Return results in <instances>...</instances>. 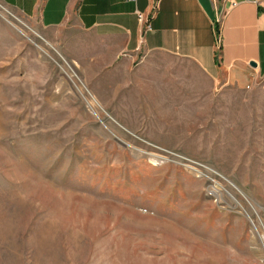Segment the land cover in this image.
<instances>
[{
    "label": "rangeland",
    "instance_id": "rangeland-1",
    "mask_svg": "<svg viewBox=\"0 0 264 264\" xmlns=\"http://www.w3.org/2000/svg\"><path fill=\"white\" fill-rule=\"evenodd\" d=\"M85 40L0 0V264H264V89L172 60L149 105L146 70L83 78Z\"/></svg>",
    "mask_w": 264,
    "mask_h": 264
},
{
    "label": "crops",
    "instance_id": "crops-1",
    "mask_svg": "<svg viewBox=\"0 0 264 264\" xmlns=\"http://www.w3.org/2000/svg\"><path fill=\"white\" fill-rule=\"evenodd\" d=\"M253 1L2 0L43 30L76 26L86 40L62 49L85 80L92 72L120 95L134 85L135 69L146 70L151 98L144 102L158 106L170 86L172 60L190 63L214 87L264 89V13Z\"/></svg>",
    "mask_w": 264,
    "mask_h": 264
},
{
    "label": "built area",
    "instance_id": "built-area-1",
    "mask_svg": "<svg viewBox=\"0 0 264 264\" xmlns=\"http://www.w3.org/2000/svg\"><path fill=\"white\" fill-rule=\"evenodd\" d=\"M253 3L257 6V7H259V6H261L262 7V13H264V6H263V4H264V0H254L253 1ZM233 5H234V3H233ZM137 15H138V17H139V19H140V21H143V17H142V15H140V14H138L137 13ZM221 14H217L216 15V23H220L221 22ZM147 30H150V26L149 25H147ZM217 43H219V40H217ZM63 62H64V64L72 71V69L67 65V63L63 60ZM64 73L65 74H67L66 72H65V70H64Z\"/></svg>",
    "mask_w": 264,
    "mask_h": 264
},
{
    "label": "bare ground",
    "instance_id": "bare-ground-1",
    "mask_svg": "<svg viewBox=\"0 0 264 264\" xmlns=\"http://www.w3.org/2000/svg\"><path fill=\"white\" fill-rule=\"evenodd\" d=\"M74 84V86H76L77 84L76 83H73Z\"/></svg>",
    "mask_w": 264,
    "mask_h": 264
}]
</instances>
